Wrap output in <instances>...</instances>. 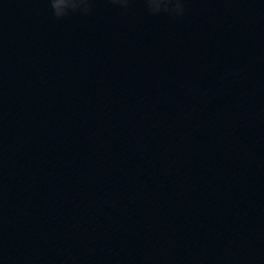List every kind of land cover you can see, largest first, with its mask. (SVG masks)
<instances>
[{
    "label": "water",
    "instance_id": "obj_1",
    "mask_svg": "<svg viewBox=\"0 0 264 264\" xmlns=\"http://www.w3.org/2000/svg\"><path fill=\"white\" fill-rule=\"evenodd\" d=\"M77 2L0 0V264H264V0Z\"/></svg>",
    "mask_w": 264,
    "mask_h": 264
},
{
    "label": "clouds",
    "instance_id": "obj_2",
    "mask_svg": "<svg viewBox=\"0 0 264 264\" xmlns=\"http://www.w3.org/2000/svg\"><path fill=\"white\" fill-rule=\"evenodd\" d=\"M81 3H84L85 4V10H87V4L85 2V0H80ZM67 7L63 10V12H57V15H64L66 14V11L70 8H76L79 6L77 0H67ZM151 5H152V8L155 10V11H159L161 10L162 7H166V0H151ZM175 11L177 13H182L183 12V5L181 3H177L175 5Z\"/></svg>",
    "mask_w": 264,
    "mask_h": 264
},
{
    "label": "snow or ice",
    "instance_id": "obj_3",
    "mask_svg": "<svg viewBox=\"0 0 264 264\" xmlns=\"http://www.w3.org/2000/svg\"><path fill=\"white\" fill-rule=\"evenodd\" d=\"M65 0H58V12H63L64 8L60 7V5H63Z\"/></svg>",
    "mask_w": 264,
    "mask_h": 264
}]
</instances>
